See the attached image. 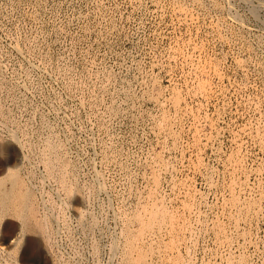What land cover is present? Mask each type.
I'll return each instance as SVG.
<instances>
[{
	"label": "rangeland",
	"instance_id": "374dc122",
	"mask_svg": "<svg viewBox=\"0 0 264 264\" xmlns=\"http://www.w3.org/2000/svg\"><path fill=\"white\" fill-rule=\"evenodd\" d=\"M0 107L35 147L59 142L85 185L58 236L67 264H119L123 225L138 236L156 172L169 209L192 223L180 250L187 264H226L231 254L264 264V0H0ZM166 113L176 139L160 126ZM34 153L38 193L58 202L59 184L41 181ZM233 182L258 207L238 226L226 205ZM171 237L155 230L142 244L152 264Z\"/></svg>",
	"mask_w": 264,
	"mask_h": 264
},
{
	"label": "bare ground",
	"instance_id": "6f19581e",
	"mask_svg": "<svg viewBox=\"0 0 264 264\" xmlns=\"http://www.w3.org/2000/svg\"><path fill=\"white\" fill-rule=\"evenodd\" d=\"M208 86L209 85H207V87ZM179 100H180V94L177 92L173 99L176 107H178L179 105L180 102ZM12 116L13 114L11 115L10 111L0 107V123H2L1 125H4L3 127L7 130L5 131L6 134L4 135L3 134L4 130L2 131L0 129V264H67L66 262H64V260H62L64 255L62 256L59 252L58 236L61 234L60 232L63 229V224H65L64 222L66 221V209H69L68 207L70 205L69 203L71 198L76 195L77 197L76 199L78 201H81V200H85V198L88 197V196L86 197V192H85L86 190H84L85 185L82 186L81 183L78 182L79 180L77 181L76 178L70 176V173L73 172L72 170L73 168L71 166L72 164H70L68 158L65 155H63V152L62 154L59 153L60 152L59 150L61 149V144H59V142H57L53 138L50 139L46 138L45 141L44 138L43 139L41 138L44 141L42 142L43 143L42 146L37 148L38 145L36 143L37 146L35 147V144L30 143L31 141L29 142L27 139L22 137L21 133L22 132L24 133V129H22L20 125L19 126L17 125L15 119H13ZM171 123H172V118L169 115H167V113L163 114L162 121H160V126L164 130L171 132L176 139V135L173 134L170 127ZM35 150H37L39 153H36ZM33 153L35 158H37L44 166L43 168L44 174L42 177L40 176L41 181H44L47 177H51L54 179V181L56 180L58 182L59 186L57 187H59L60 191L63 193V196H61V194L58 193V196L60 198L58 202H56V200L52 198L53 196L52 193L50 192L51 190L49 191V189L47 190L44 189L43 193L41 192L42 194L38 193V189H39L37 186L38 183L36 184L33 181L34 177L38 176V174H36L35 165H32L34 163H32L30 159V156ZM32 160L34 161V158ZM157 162L159 164V170L170 168L169 162L167 160L165 161L160 156L157 158ZM37 170L39 171V169ZM160 176L161 175L158 172L154 173L153 176L154 185L151 188L150 193L148 195L150 196L151 201H148L147 203H144L142 205L144 215H142V213H137L135 215V219L139 221V229L137 234L138 236H135L133 232H130L131 228L129 229V225H127L126 222L125 223L123 222L124 219L121 220V222L124 223L121 232L124 236L123 241L125 243H124V248L122 246L123 251L120 252L122 254V257L120 255L121 258L120 257L119 258L121 260L119 264H152L151 261L152 257L151 256L148 257L149 246H142V244H145V242L147 243L149 242L148 239L153 234V231L158 230L161 233L164 230V228L166 229L167 233L172 235L171 237L172 241L170 240V242H172L171 244L173 245L170 246L168 245V243H165V245L161 243L162 245L165 246L166 252H163L162 255L160 254L161 255L160 264L188 263V261L183 258L180 250L182 246L181 244L184 245L186 243V238L188 237L187 234H192V229H191L192 223L189 222L185 214L179 211L176 212L169 209L165 196L160 191V186H159ZM97 179L99 183L100 182L102 183L104 181V180L99 181V178ZM105 185L103 186L104 188ZM230 189H231V196L226 201V205L227 206L230 205L234 209L233 211L236 212L235 215L232 212L234 216V219L232 220L234 221L235 225L238 226L237 224L240 218L242 219L243 216L245 215L251 218V215L253 214V212H255V210H257L258 207H255L257 206L256 200H250V199L244 201L241 200L239 194L237 193L238 188L234 182L231 183ZM191 195L189 192L188 199L183 202L184 208H186L187 210L188 209L191 210L193 207V200L191 198ZM224 225L223 223L217 220L215 223V229L217 233L223 236L224 241L227 242V240H229V235L225 233ZM120 227L122 228L121 224ZM116 231L118 232V230ZM156 245L158 246V244ZM160 247L162 246L160 245ZM117 248H118L117 242L113 241L111 245V249L113 250L112 252L116 251ZM166 248L168 250H166ZM111 249L109 248L110 251ZM168 251L170 252V254ZM186 252H187V256L192 255L190 248L189 249L186 248ZM235 258H237L238 260ZM247 258L244 254H240L239 256H234L231 254L227 258L226 264H247V260H246ZM109 259L112 260L111 258ZM168 260L169 261L171 260V262L168 263L169 262Z\"/></svg>",
	"mask_w": 264,
	"mask_h": 264
}]
</instances>
